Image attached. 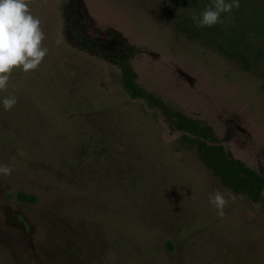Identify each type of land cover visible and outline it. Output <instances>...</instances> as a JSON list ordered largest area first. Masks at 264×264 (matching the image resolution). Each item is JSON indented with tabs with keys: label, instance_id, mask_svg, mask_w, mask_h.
I'll return each instance as SVG.
<instances>
[{
	"label": "rangeland",
	"instance_id": "374dc122",
	"mask_svg": "<svg viewBox=\"0 0 264 264\" xmlns=\"http://www.w3.org/2000/svg\"><path fill=\"white\" fill-rule=\"evenodd\" d=\"M27 2L57 65L55 84L15 69L0 91V264H264V206L235 194L219 217L209 196L228 190L171 148L180 112L264 175V80L186 36L165 0ZM119 59L166 110L126 93Z\"/></svg>",
	"mask_w": 264,
	"mask_h": 264
},
{
	"label": "trees",
	"instance_id": "16d2710c",
	"mask_svg": "<svg viewBox=\"0 0 264 264\" xmlns=\"http://www.w3.org/2000/svg\"><path fill=\"white\" fill-rule=\"evenodd\" d=\"M165 1L173 7L181 8L183 14L181 13L182 17L179 23H181V29L186 36L215 49L243 70L264 80V0H239V7H233L231 12L222 13L220 16L222 22L212 27H197L191 17L193 15L200 16L207 7L212 6L213 0ZM226 2L231 3L232 0H226ZM178 26L180 27V24ZM52 53L51 50H48L44 60L35 70L37 76L33 77V83L37 88L42 84V86L55 84L54 73L57 58L50 55ZM118 66L122 72L120 83L129 96L143 98L152 107L161 106L165 110L167 109L157 96L139 85L137 73L128 62L119 59ZM13 72L9 81L14 79ZM19 85L20 83L17 87ZM14 113L18 121L25 120L22 110ZM173 116L176 121L172 122L182 132L180 137L171 144L174 151L195 153L228 191L264 206V196L261 195V192L264 191L263 174L232 156L222 145L210 144L204 140L211 132L207 126L180 112H173ZM13 120L15 121V119ZM16 198L29 203H34L37 200L35 195L22 191L16 193Z\"/></svg>",
	"mask_w": 264,
	"mask_h": 264
},
{
	"label": "clouds",
	"instance_id": "9594fccd",
	"mask_svg": "<svg viewBox=\"0 0 264 264\" xmlns=\"http://www.w3.org/2000/svg\"><path fill=\"white\" fill-rule=\"evenodd\" d=\"M233 7H239V0H232L231 3L213 0L212 6L207 7L200 16L193 15L191 19L197 27H212L222 22L221 14L231 12ZM44 39L41 20L32 15L27 0H0V91L7 89L10 75L15 69L29 73L38 68L48 53V49L42 44ZM2 103L5 110H11L17 100L14 96H9ZM20 155L26 154L21 152ZM11 173V167L0 165V174L8 176ZM261 195L264 196V191ZM235 199V194L230 191H216L210 194L209 203L217 215L223 218L229 200Z\"/></svg>",
	"mask_w": 264,
	"mask_h": 264
}]
</instances>
